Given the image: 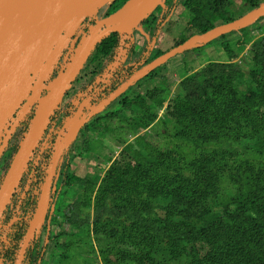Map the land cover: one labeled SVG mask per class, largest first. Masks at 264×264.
I'll list each match as a JSON object with an SVG mask.
<instances>
[{
	"label": "trees",
	"instance_id": "16d2710c",
	"mask_svg": "<svg viewBox=\"0 0 264 264\" xmlns=\"http://www.w3.org/2000/svg\"><path fill=\"white\" fill-rule=\"evenodd\" d=\"M126 1L111 0L110 6L103 9V16L115 12ZM240 2L253 10L262 0ZM164 4L167 11L174 4L182 5L189 16L188 29L200 35L237 19L233 0H165ZM159 13L160 8L142 24L149 36L156 29ZM263 18L264 15L257 21ZM235 33V41L228 42L222 36L211 42L221 39L219 43L229 61L249 44L247 29L231 32ZM184 41L181 39L176 45ZM119 42L114 33L103 39L84 71L89 70L92 77L99 74L104 62L111 61ZM132 47L129 50L133 51ZM249 52L254 68L244 90L239 89L244 75L230 62H208L181 81L184 93L173 98L165 109L178 139L198 147L252 141L259 151L264 149V36L250 44ZM164 53L157 50L146 62ZM157 75L154 70L145 78ZM128 90L112 108L90 121L80 136L96 127L99 120L113 121L124 109L147 111L146 99L154 101L159 97L157 87L144 94H128ZM158 104L162 102L159 100ZM74 150L78 154L68 158L63 171L65 196L72 186H85L91 180L87 176L80 179L71 172L73 160L82 155L76 145ZM234 156L235 150H212L189 164L190 177L174 171L176 160L172 153L153 151L144 163L129 156L122 162L115 161L98 188L93 217V233L107 249L100 250L103 263L264 264V162L253 168L236 166ZM226 181L232 191L221 189ZM69 207V211H64L66 222L77 223L80 210L77 205ZM64 234V229L53 236L48 230V239L58 248L57 240Z\"/></svg>",
	"mask_w": 264,
	"mask_h": 264
},
{
	"label": "water",
	"instance_id": "95a60500",
	"mask_svg": "<svg viewBox=\"0 0 264 264\" xmlns=\"http://www.w3.org/2000/svg\"><path fill=\"white\" fill-rule=\"evenodd\" d=\"M164 1L127 0L115 12L103 16V9L110 6L111 0H0V133L17 109H22V113L16 124L30 108L34 110L29 128L0 186V216L44 136L54 111L78 79L96 47L112 33L119 36L115 57L86 86L88 91L95 90L93 98L97 101L101 92L96 91V86L102 79L111 77L117 69L122 68L126 39L130 40V45L134 44V33H142V24L158 8L163 13ZM263 15L264 4H261L234 22L219 25L209 33L192 36L132 75L120 77L115 88L95 106L91 105L90 98L80 102L72 100L70 105L76 109L63 120L55 138L48 177L29 229L20 244L17 264L22 261L24 251L44 218L50 180L61 153L75 142L80 130L90 119L171 58L246 28ZM86 19L93 21L87 28L83 25ZM142 34L148 38L147 34ZM61 59L64 64L58 69ZM120 71L123 75L124 71ZM8 136L0 148V155Z\"/></svg>",
	"mask_w": 264,
	"mask_h": 264
},
{
	"label": "rangeland",
	"instance_id": "374dc122",
	"mask_svg": "<svg viewBox=\"0 0 264 264\" xmlns=\"http://www.w3.org/2000/svg\"><path fill=\"white\" fill-rule=\"evenodd\" d=\"M233 1L232 10L236 14V20L252 11L242 5L240 0ZM261 4H264V0ZM188 18L189 16L182 5H178L171 19L169 17L170 20L162 26L156 46L149 53L148 59H151L157 50L167 52L175 48L179 40H188L197 35L195 30L188 29ZM245 29H247L249 44L243 52L237 53L233 60L229 61L226 57L219 43L221 39L177 55L155 69L158 74L156 77L143 78L128 90V94L131 92L144 94L148 89L159 88L158 99L154 101L146 99L147 111L124 109L113 121L99 120L96 127H90L85 131L84 136L79 137L76 146L82 155L73 160L70 170L80 179L87 176L91 180L85 186L75 185L67 190L65 198L59 206L60 212L50 224L52 236L62 229L65 230V234L58 238L59 247L56 248L54 241H48L44 233L42 241L48 243V246L41 264H104L100 250L107 249L99 244L100 242L93 233V217L98 188L106 172L115 161L122 162L123 158L129 156L144 163L145 157L151 155L153 151L172 153L176 160L174 171H179L186 177L191 176L189 164L192 161L220 148L236 151V156H234L236 166L253 168L258 163L264 162V149L259 151L258 145L252 141H242L237 145L204 144L198 147L191 142L178 139L175 136L174 122L165 116L168 103L177 95L184 93L180 87L181 81L208 62L233 63L236 69L243 73L245 79L244 83L239 85V89L246 88V80L254 68L249 46L253 41L264 36V18ZM237 39L236 33L225 35V40L228 42ZM139 44L141 49L137 52L138 56L147 46L145 39L143 43L139 39ZM107 64L108 62L105 61L104 67ZM81 76L77 88L80 86L85 88L93 79L89 70L83 71ZM69 97L65 99L64 103L69 101ZM159 100L162 102L161 105L158 104ZM221 189L232 191L227 181L222 183ZM72 205H77L80 210L79 216L76 218L79 221L69 224L66 222L64 211H67ZM83 219L86 221L81 223Z\"/></svg>",
	"mask_w": 264,
	"mask_h": 264
},
{
	"label": "flooded vegetation",
	"instance_id": "af4514ba",
	"mask_svg": "<svg viewBox=\"0 0 264 264\" xmlns=\"http://www.w3.org/2000/svg\"><path fill=\"white\" fill-rule=\"evenodd\" d=\"M177 7L178 5L174 4L172 10H164L163 13L160 9V13L156 20L157 30H154L152 36H149L148 33L145 31L144 27L141 26L142 29L145 31V34L148 35V38L144 37L147 46H145V50L140 56H138V54H135L134 49L133 51H131L132 49L129 50L131 46L130 40L128 42V39H126L125 45L123 46V49L125 50L126 54L125 60L121 66L122 68L117 69L111 77L102 79V81L96 86V91L101 92V96L98 98L99 100L97 99L96 101L93 98L95 90L88 91L87 87L83 88L81 86L77 88L82 78L81 74L73 84L70 91L62 98L58 109L54 111V116L50 119V122L45 130L44 136L40 139L38 146L34 150L33 155L30 158L25 171L21 175L17 187L14 189V192L6 208L1 213L0 264H17L18 262L20 244L29 229L35 210L40 202L46 179L48 177L49 163L53 153L55 138L57 137V133L60 129L63 120L69 115H71L72 110L76 109V107H72L70 105L72 100H79L80 102L82 100L90 98L91 105L95 106L99 104V101L105 99L108 96L109 91H112L115 88L114 86H116V84L120 82V77L130 76L131 73L147 65L149 63L146 62L149 58V53L152 52L156 46V40L159 33L161 32L162 26L171 19V16L173 15L175 8ZM92 23V20L86 19L83 22V25L85 26V28H87L86 26H89ZM134 45L135 42L134 44H132V48H135ZM116 53L117 49L113 57H115ZM63 64L64 61L61 59L58 63V69H60L59 67ZM125 66L128 67L125 68ZM121 69L124 71L123 75L120 71ZM83 71L84 70H82V72ZM56 75L57 73L54 74V76ZM95 76L93 77V79L95 78ZM68 97L69 101L67 103H64L65 99ZM113 103L106 107L103 112L110 108ZM33 112V108H30V110L25 113L23 119H21L18 124H16L19 116L22 113V109H17L15 113L8 119V122L5 124L0 133V148L3 145L5 138L9 134L6 146L4 147L0 155V186L10 166V163L13 160L14 155L19 149V145L22 139L24 138V135L29 128L30 121L33 117ZM103 112L92 117L90 121L102 115ZM86 114H89V112H86ZM89 122L87 124H89ZM87 124L85 126H87ZM84 127L80 130L75 142L67 150H64L61 153L55 172L50 180L48 203L44 212V218L40 226L37 228L36 234L34 235L28 247L24 251V255L20 264H41L43 261L48 243L42 241V236L45 233V236L48 239V230L50 231V224L56 216L55 212L59 208L60 203L65 198L66 187L63 183V171L66 165L68 164V158L78 154L74 150V146L77 144V141L80 137V133L84 129Z\"/></svg>",
	"mask_w": 264,
	"mask_h": 264
},
{
	"label": "crops",
	"instance_id": "0c3cea01",
	"mask_svg": "<svg viewBox=\"0 0 264 264\" xmlns=\"http://www.w3.org/2000/svg\"><path fill=\"white\" fill-rule=\"evenodd\" d=\"M141 31H142V33H144L145 34V31L142 29V27H141ZM141 32H139V31H136L135 32V35H134V38H135V48H134V50H135V54L137 55V52L141 49V46H140V44H139V39H141L142 40V43H143V41H144V35L142 34Z\"/></svg>",
	"mask_w": 264,
	"mask_h": 264
}]
</instances>
